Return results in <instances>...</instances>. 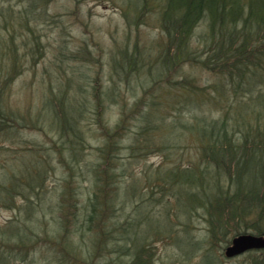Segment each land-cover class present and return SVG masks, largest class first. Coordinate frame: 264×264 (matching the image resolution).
Here are the masks:
<instances>
[{
    "label": "rangeland",
    "instance_id": "rangeland-1",
    "mask_svg": "<svg viewBox=\"0 0 264 264\" xmlns=\"http://www.w3.org/2000/svg\"><path fill=\"white\" fill-rule=\"evenodd\" d=\"M164 4L165 0H0V42L12 51L7 63L1 58V75L13 71L10 62L17 55L14 74L8 76L4 89V104L20 119L8 133H0V184L8 165L31 175L33 183L38 181L32 173L35 168L40 174L43 171L36 192L29 193L26 187L13 193L10 201L0 199V226L15 221L33 230L21 250L14 247L16 243L0 241L11 260L17 257L20 264H128L131 247L135 248L130 239L134 233L149 264H246L264 250L224 256L225 236L215 237L217 242L212 243L201 206H190L188 188L183 184L172 188L166 177L171 167L195 163L199 157L196 142L184 132L195 104L156 103L164 98L162 81L147 91L152 75L127 73L125 77L121 71V64L129 65L123 59L133 53L144 56L148 65L165 50L159 15ZM203 26L202 21L192 31L189 56L203 47ZM201 66L191 57L184 58L179 71L177 67L168 75L174 90L180 83H189L191 88L216 95L211 85L219 82L218 77ZM138 78L143 79L142 86L136 84ZM262 85L256 91L264 92ZM243 95L238 93L239 98ZM145 106L151 116L157 112L156 121L179 123L175 134H181L171 135L167 147H155L140 131L144 120L140 112ZM211 107L216 116L218 107ZM79 111L77 127L65 131L62 126L75 124ZM106 132H115L110 142ZM155 133V138L154 133L151 136L157 142ZM187 171L175 172V176L191 177ZM251 174L246 185L252 183ZM23 195L32 198L30 211L24 208ZM91 202L97 209L88 227L83 219ZM228 222L231 233L235 229L256 233L251 225H241L243 221ZM102 228L107 230L106 237ZM45 230L51 241L43 238ZM59 230L81 248L90 245L91 256L79 258L61 248L54 236Z\"/></svg>",
    "mask_w": 264,
    "mask_h": 264
},
{
    "label": "trees",
    "instance_id": "trees-1",
    "mask_svg": "<svg viewBox=\"0 0 264 264\" xmlns=\"http://www.w3.org/2000/svg\"><path fill=\"white\" fill-rule=\"evenodd\" d=\"M159 15L160 26L163 27L167 40L165 50L148 65H144L142 60L144 56L133 53V56L123 59L122 63H129L127 68L121 64L123 70L122 68L120 70L125 77L127 73H137L139 77L147 73L152 75L145 88L147 91H152L162 81L161 91L164 98L155 100L156 103L169 102L173 107L180 101H187L192 106L195 104L190 115L192 119L184 128V132L196 142L195 149L199 151V157L195 163L189 162L182 167L183 170H188L187 173L191 174V177L182 178L178 175L172 177L170 181L181 180L188 188L187 195L191 199L189 205L201 206L203 217L209 223L208 231L211 232L212 243L217 242L215 237L223 236L224 243H227L232 234L244 232V229H235L231 233L228 222L231 219L243 221L241 225L244 226L251 225L256 233H264V92L256 91L257 86L261 87L264 84V0H165ZM202 21L204 26L200 36L203 47L197 50L196 54L190 53L189 56L192 31ZM4 45L6 44L0 42V68L1 58L5 57L7 63L12 52L7 51ZM15 56L17 57L16 53ZM16 57L13 58V64L10 62L13 71H9V74L0 73V133H8L13 123L19 119L15 110L4 104V89L9 82L8 76L11 78L14 74ZM190 57L202 65L201 67L214 71L213 74L218 77L219 82H214L211 86L216 95L209 96L198 87L191 88L189 83H180L174 90L172 84L175 83L168 75L177 67L179 71L184 58ZM110 69L112 70V67ZM139 79L136 84L142 86L143 79L140 81ZM238 93L244 95L239 98ZM251 93L254 94L249 96ZM232 94L233 98H227ZM217 95L224 100L219 99ZM211 105L219 109L216 116ZM144 109L140 112L144 117L140 131L149 137L146 139L150 143L156 144L155 147H167L171 142V135L174 138L180 136L181 133L175 134L178 122L175 120L167 122L162 118L156 121L157 112L155 116H151V111L147 112L146 106ZM79 113L80 111L76 114L75 124L62 126L65 131L77 127ZM21 124L25 125V122ZM156 131L159 137L157 142L153 139V136L156 137ZM236 131H239V135ZM114 133L106 132L108 142ZM172 145L175 147L174 142ZM11 167L5 166L2 171L0 199L6 201L14 199L13 193L21 192L19 190L21 188L25 190L28 187L29 193L40 188L37 185L42 181L43 171L40 174L38 168H35L32 173L38 176V181L33 183L30 181L31 175L27 176L16 169L14 171ZM248 173H252L250 176L252 183L246 185ZM210 186L211 190L206 193ZM23 199L26 204L24 208L30 211L34 207L32 198L23 195ZM96 209L95 203L91 202L90 211L85 213L83 219L88 223V227L89 222H93ZM16 229L23 230L24 233L20 234ZM102 232V236L106 237L107 230L102 228ZM32 234L31 228L15 221L0 226L1 243H16L17 246L14 247H19L17 250H21L24 248L21 246L30 242ZM54 236L57 238L55 243L65 251L77 254L79 258L91 256L93 249L90 245L83 244L81 248L79 242H74L66 232L59 230ZM133 236L130 239L135 248L131 247L133 255L128 264H149L141 255L143 244L139 245L140 242L136 241L135 233ZM50 237L52 236L45 230L43 238L51 241ZM131 248L120 249L129 251ZM261 252L251 256L246 264H264V250ZM0 264H20V261L17 257L11 260L0 248Z\"/></svg>",
    "mask_w": 264,
    "mask_h": 264
},
{
    "label": "water",
    "instance_id": "water-1",
    "mask_svg": "<svg viewBox=\"0 0 264 264\" xmlns=\"http://www.w3.org/2000/svg\"><path fill=\"white\" fill-rule=\"evenodd\" d=\"M264 247V233H241L231 238L225 249L227 255H234L248 248Z\"/></svg>",
    "mask_w": 264,
    "mask_h": 264
},
{
    "label": "bare ground",
    "instance_id": "bare-ground-1",
    "mask_svg": "<svg viewBox=\"0 0 264 264\" xmlns=\"http://www.w3.org/2000/svg\"><path fill=\"white\" fill-rule=\"evenodd\" d=\"M175 169V170H174ZM174 170V171H173ZM180 170H183L182 169V167H180V166H177V165H175V166H173V167H171L170 169H169V171H166V177H167V179L168 180H170L172 177H174L175 176V172H178V171H180ZM167 180V181H168ZM172 182V183H171ZM170 183H171V186H172V188H174V186L176 185V184H183L182 183V181L181 180H179V181H170ZM147 186H149V187H152V184H146ZM142 191V190H141ZM144 212H145V210H143ZM241 233H252V232H239V233H235L233 236H235V235H238V234H241ZM253 234H256V233H253ZM258 234H260V233H258ZM232 236V237H233ZM230 241H231V238H230ZM230 241L229 242H227V244L224 246V248H223V254H224V256H226V257H234V256H237V255H240V254H242V253H247V252H250V250L251 249H256V250H260V249H264V247H260V248H248V249H245V250H243L242 252H240V253H238V254H234V255H227L226 253H225V249H226V247L228 246V244L230 243Z\"/></svg>",
    "mask_w": 264,
    "mask_h": 264
}]
</instances>
